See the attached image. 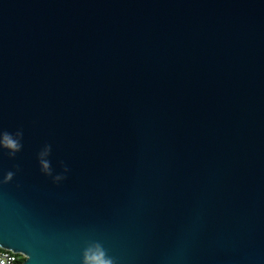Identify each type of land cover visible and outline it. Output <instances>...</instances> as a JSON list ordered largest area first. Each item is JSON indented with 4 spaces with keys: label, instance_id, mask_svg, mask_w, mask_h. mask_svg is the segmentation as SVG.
I'll use <instances>...</instances> for the list:
<instances>
[{
    "label": "water",
    "instance_id": "1",
    "mask_svg": "<svg viewBox=\"0 0 264 264\" xmlns=\"http://www.w3.org/2000/svg\"><path fill=\"white\" fill-rule=\"evenodd\" d=\"M5 133L22 264H264V0H0Z\"/></svg>",
    "mask_w": 264,
    "mask_h": 264
},
{
    "label": "clouds",
    "instance_id": "2",
    "mask_svg": "<svg viewBox=\"0 0 264 264\" xmlns=\"http://www.w3.org/2000/svg\"><path fill=\"white\" fill-rule=\"evenodd\" d=\"M17 137H22L21 133H16ZM0 144L8 150L10 154L14 155L22 147L19 140L13 138L11 134L5 133L3 135V140L0 141ZM48 165L44 164V168L47 169ZM11 173L8 174V178L11 179ZM85 264H112L111 260L104 258V253L97 247L94 253L86 254Z\"/></svg>",
    "mask_w": 264,
    "mask_h": 264
},
{
    "label": "built area",
    "instance_id": "3",
    "mask_svg": "<svg viewBox=\"0 0 264 264\" xmlns=\"http://www.w3.org/2000/svg\"><path fill=\"white\" fill-rule=\"evenodd\" d=\"M26 256L0 247V264H22Z\"/></svg>",
    "mask_w": 264,
    "mask_h": 264
}]
</instances>
